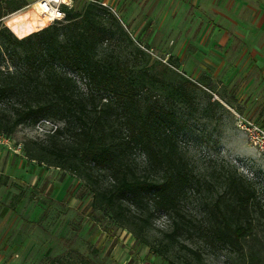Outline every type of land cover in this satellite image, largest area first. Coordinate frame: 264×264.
Segmentation results:
<instances>
[{
    "label": "rangeland",
    "instance_id": "1",
    "mask_svg": "<svg viewBox=\"0 0 264 264\" xmlns=\"http://www.w3.org/2000/svg\"><path fill=\"white\" fill-rule=\"evenodd\" d=\"M25 4L0 20V29L18 39L45 27L40 19L34 22L31 3ZM88 4L99 7L101 22L110 23L100 56L126 59L137 77L148 70L163 81L165 90L148 83L139 97L160 99L173 114L162 132L170 131L201 184L179 193L171 215L158 210L151 195L125 208L146 224L135 238L108 209L92 206L91 183L26 156L25 148L34 149L61 122L50 118L9 135L0 132V264H249L251 258L264 264V144L248 131L251 125L264 131V0H78L72 10ZM22 55L0 42V79L22 66ZM158 63L168 70L159 73ZM57 66L76 82L75 94L90 90L84 77ZM186 80L195 85L187 97L169 95V86ZM105 101L110 96L100 92L96 102ZM19 103L15 97L3 100L0 118ZM128 156L143 174L142 152L134 148ZM232 173L253 192L241 221L252 229L238 242L223 244L213 233L215 203ZM93 178L100 187L109 183L103 170Z\"/></svg>",
    "mask_w": 264,
    "mask_h": 264
},
{
    "label": "trees",
    "instance_id": "2",
    "mask_svg": "<svg viewBox=\"0 0 264 264\" xmlns=\"http://www.w3.org/2000/svg\"><path fill=\"white\" fill-rule=\"evenodd\" d=\"M25 5L23 0H3L0 20ZM98 9L93 4L80 12L66 9L65 25H48L21 39L7 28L0 29V42L23 54L22 66L0 79V103L11 97L22 103L11 107L9 116L0 118V132L9 135L20 125L34 126L50 118L61 122L62 126L50 131L45 141L35 143L34 149L25 148L26 156L91 183L92 206L108 209L120 226L139 238L146 224L135 221L134 212L125 208L151 195L155 207L171 215L179 193L201 183L188 169L170 131L162 132L174 122L173 114L160 99L150 102L139 97L148 83H158L165 90L161 78L149 75L148 70L139 71L148 75L146 82L143 76H136L128 60L100 56V44L111 32L106 26L110 23L100 21ZM109 17L117 23L115 16ZM57 65L84 77L90 90L75 94L76 82ZM157 65L161 74L168 70ZM169 87L170 96L187 97L195 85L186 80ZM100 92L110 96L101 106L96 102L97 98L100 103ZM134 148L143 154V174L129 160ZM100 170L109 179L105 187L93 178ZM223 184L224 191L215 203L218 216L214 217L213 233L223 244H232L251 232L250 223L241 221L248 216L253 192L235 173L227 175ZM177 228L176 224L174 232ZM253 263L251 258L249 264Z\"/></svg>",
    "mask_w": 264,
    "mask_h": 264
},
{
    "label": "built area",
    "instance_id": "3",
    "mask_svg": "<svg viewBox=\"0 0 264 264\" xmlns=\"http://www.w3.org/2000/svg\"><path fill=\"white\" fill-rule=\"evenodd\" d=\"M31 3L35 9L38 18L41 19L45 26L57 25L65 21V10L74 7L78 0H25ZM248 131L255 136L257 141L264 144V131L262 128L251 125Z\"/></svg>",
    "mask_w": 264,
    "mask_h": 264
},
{
    "label": "crops",
    "instance_id": "4",
    "mask_svg": "<svg viewBox=\"0 0 264 264\" xmlns=\"http://www.w3.org/2000/svg\"><path fill=\"white\" fill-rule=\"evenodd\" d=\"M116 9H117V8H116ZM140 16H141V15H140ZM142 18L144 19V15H142ZM142 18H140V20H138L136 23H133V27H132V28H135L136 25H140V23L142 22V21H141ZM38 19H39V18L36 17L35 20H34V22H35V23L38 22V24H39V20H38ZM146 31H147V26H146V28L144 29L143 33H141V38L145 35ZM225 52H226V49L224 50V53H225Z\"/></svg>",
    "mask_w": 264,
    "mask_h": 264
},
{
    "label": "bare ground",
    "instance_id": "5",
    "mask_svg": "<svg viewBox=\"0 0 264 264\" xmlns=\"http://www.w3.org/2000/svg\"><path fill=\"white\" fill-rule=\"evenodd\" d=\"M40 23H41L42 26L45 25L44 22L41 19H40Z\"/></svg>",
    "mask_w": 264,
    "mask_h": 264
}]
</instances>
